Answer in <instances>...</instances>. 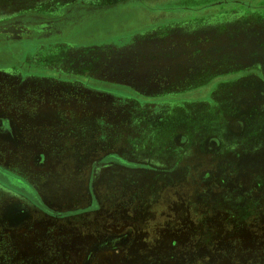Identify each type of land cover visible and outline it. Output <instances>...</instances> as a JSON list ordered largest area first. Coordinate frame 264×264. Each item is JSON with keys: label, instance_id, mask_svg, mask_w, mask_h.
I'll list each match as a JSON object with an SVG mask.
<instances>
[{"label": "rangeland", "instance_id": "rangeland-1", "mask_svg": "<svg viewBox=\"0 0 264 264\" xmlns=\"http://www.w3.org/2000/svg\"><path fill=\"white\" fill-rule=\"evenodd\" d=\"M18 1L22 2L21 8H9L7 15L14 10L65 13L68 4L77 0ZM99 1L117 3L111 11L112 19L104 21L99 15H104V11L82 18L79 21L91 22L93 29L79 35L69 32L70 26L65 27V35L57 37L64 38L60 40L69 50H60V41L48 46L43 42L34 48V53L44 55V64L38 65L39 69L21 71L23 78L33 77L29 80L34 82L32 87L22 83L19 88H12L10 76L0 75V110L10 112L19 121L55 110L49 105H55L57 99L73 105L74 114L68 123L57 124V132L48 134L49 144L28 137L20 150L0 142V164L20 173L26 168L35 169L36 163L43 160L44 154H36L40 149L51 163L45 161V167L53 170L62 158L53 153L63 147L74 148L78 153L92 152L77 154V167L70 166L69 171L63 168L66 177L75 176L81 181L38 184L49 189L46 199L51 203L50 209L64 211L59 212L61 217H54V210L46 214L34 209L26 215L30 224L8 228L0 222V264H264V219L260 225L251 224L246 208L233 204L232 187L237 183L224 186L225 183L221 190L220 185L204 182L208 181L204 177L203 181H186V185L183 181L180 186L179 178L185 174L178 171L174 173L176 181H163L167 193L157 199L161 191V183L154 181L157 174L148 169L134 170L150 161L147 156L153 146L174 138L177 146L196 140L201 148L214 150L223 138L216 136L217 123L225 115L234 117L240 107L241 113L261 119L258 115H264V0ZM184 23L188 24L187 28L180 27L186 30L184 33L201 29L205 34L202 57L183 59L184 68L173 81L162 82L163 87H134L129 78L137 76L135 60L142 55L138 52L147 50L152 54L160 50V44L144 38L176 32L181 35L182 31L174 25ZM91 40L96 42H86ZM84 43L90 46H83ZM49 55L55 57L49 59ZM14 58L22 64L24 55ZM123 67L130 69L129 77L121 72ZM148 70L151 73L146 76L150 78L145 79L156 80L151 78L154 71ZM188 71H193L194 80H180L189 78L188 74H181ZM233 89L244 97H232ZM83 103L90 105L82 109ZM229 118L225 121L229 122ZM54 147L56 151L52 150ZM199 160H204L197 166L203 168V175L218 176L210 156ZM259 161H264L261 156ZM105 162L107 170L98 164ZM70 164L75 166L72 161ZM92 165L99 168L97 174L100 172L101 180L95 186L84 181L83 175L80 177L84 167ZM127 166L135 174L132 181L122 179L127 175L123 171ZM205 168L210 171L205 172ZM108 174L115 181H108ZM0 176L9 178L1 173ZM257 177L249 181L264 180ZM239 182L249 186L248 181ZM90 190L92 194L88 196ZM21 199L0 188V211L7 205L16 204L19 208V204H29ZM163 200L167 206L161 207ZM106 237L113 244L98 250L93 260L86 262L92 244ZM116 239L121 240L123 248H115Z\"/></svg>", "mask_w": 264, "mask_h": 264}, {"label": "flooded vegetation", "instance_id": "flooded-vegetation-1", "mask_svg": "<svg viewBox=\"0 0 264 264\" xmlns=\"http://www.w3.org/2000/svg\"><path fill=\"white\" fill-rule=\"evenodd\" d=\"M21 3L22 2L18 0H0V75L10 76V78L13 80V84H11L12 88L14 85L16 86V88H19L22 83L25 84V86L29 85L30 87H32L31 85L34 82H29V80L33 77L25 76L23 78V72L21 71H23L24 69H26L24 71H27V69L29 71H32L33 67L35 69H39L38 65L41 66L44 64V55H41L40 53H34L36 52L34 48L36 49L39 44L47 42L44 45L48 46V44L52 45V42L60 41V50L64 49L65 51V48L68 49L64 44L65 41L60 40L64 38L59 39L57 37V35H65V27L70 26L68 30L69 32H73L74 35L75 33L79 35L84 31H91L93 29L91 22H80L79 20H81L82 18L85 19L101 11H104V15L99 14L103 18V20H110L112 19L111 11L115 9L114 7L117 5L116 2L110 1L108 3V1L99 0H77L73 1L71 4H68V8L65 9V13H38L33 11L19 12L18 10H14L11 15L6 14L9 8L15 9L18 7L20 9ZM204 23L207 24L206 19L204 20ZM185 24L186 23H184V25L179 24V26L174 25L178 27L180 31H182L180 32L181 35L176 34V32L169 35H147V37L144 38V41H156L158 44H160V47H158L157 50H160L158 52L154 51L152 54H149L147 50L138 52L142 55H138L139 59L135 60L136 70L138 71L136 74L137 76H132L129 78L132 81V85H134V87L138 89H142L145 86H153V88H155L157 85L163 87L162 82L173 81L179 71L184 68L183 59L195 56L202 57L204 53L202 49V43L205 34H202V32H200L201 29H190L188 34H186L184 33L183 29L185 28L184 26H186L187 28L188 24ZM54 36H56L57 38H55ZM86 42L93 43L96 41L91 40ZM171 42L174 44H172ZM84 45L90 46L87 45V43H84L83 46ZM19 54L24 55L22 64H18V62L14 61V57ZM259 55L263 56L262 53ZM48 57L49 59H52L55 57V55H49ZM149 68L154 71V73L152 72L154 76L151 78L156 80L151 79L149 81L148 79H145V77H148L146 75H150L151 73L148 72ZM122 69L123 70L121 72L127 74V76L129 77L130 69L124 67ZM164 73L166 76H164ZM25 74L32 75L31 72H25ZM181 74H188L189 78L183 77L180 80H194L193 78L195 74H193V71H188L186 73L181 72ZM247 79L249 78H246L245 80ZM250 79L254 78L251 77ZM52 90H54V88H52ZM30 91L32 92V90ZM233 91L234 92H231L230 90V95L232 97H234V95L237 97V99L244 97L240 96V94H242L239 93L240 91H237L236 93L234 89ZM70 92L72 91L68 90V93ZM74 98L76 99V97ZM245 98L252 99L248 96H245ZM78 102V104H80V101ZM54 104L55 105H48L50 106V108L55 106V110L52 108L49 111H42L40 115H36L29 119L25 118V121H19L18 117H15L10 112L0 110V142L9 143L10 145L16 147V149L20 150L24 143H26V140H28V137L31 141L38 139L39 141L43 142V145H46L47 143L49 144V140L46 139L49 138L48 134L57 132V130L60 128V126L57 124L61 122V124L68 123L71 120L72 115H74L72 113L73 105L67 104L65 100L57 99V102ZM83 104L84 105L82 106V109H85L84 106L89 107L90 105H88L87 103ZM105 107H108V105H105ZM240 108L241 109H237L238 113L235 114V116L231 119L227 115H225L217 123L216 132L218 135L216 136L219 138L220 134L224 139L222 138L217 148L212 151L201 148L202 144L200 143L199 146V143H197V141L195 140L196 135L193 137V140H195L194 142L184 144L183 146H177L174 143L176 142V139L174 138L172 140V135L169 134L168 138L172 140L171 142H163L162 144H160V146L158 145V147L153 146L152 150L148 152L149 155L147 156V158L150 159L152 163H150V161L146 162L144 163L146 164V166L144 167L138 165V167L134 170L143 171L144 169L145 171L146 169H148L151 170V172L157 174L154 177V181H159L161 183V191L158 192V196H156L157 199L162 198L167 193V190L164 189L165 185H162L163 181H176L177 178L176 176H174V173L178 171L185 174L184 178H179L180 181L178 182L180 183V186L181 182L183 181L186 185V181H203L205 177L208 181L204 182L208 183L209 185L210 183H213L217 187L220 185V189L222 190L225 183L226 184L224 186H227L228 183L233 181L234 183H237V185L232 187L233 195L231 197L233 204L236 205V203H238L237 206L239 209L246 208L245 210L248 211L249 215V223L260 225L259 223L263 222L264 180H249L253 176L256 180V178H258V175L260 176V178L261 176L264 177V161H259L260 156L264 160V158L262 157V153H264V115H258L259 117H261L260 120L252 119L253 115L251 113H249L248 115L243 114L241 113L243 108ZM225 118H229L226 119L229 122H226ZM137 120H140L138 116ZM206 137L208 136L206 135ZM202 140L203 139H201L200 141ZM66 148L68 147H63L60 151L58 150L57 152L53 153L57 154L58 157H62L58 159V161L56 162L57 167L53 170H50L49 167H45L44 163L45 161H47L48 163V158L45 157V153L40 149L36 151V154H44L41 155V159L43 160H40V162L36 161L37 163L35 169L26 168V172L21 171L20 173L17 171L14 172V167L9 168L3 164H0V173L2 175L9 176V180L0 176V188L6 189L8 192H11L14 195L22 198V201H26L31 204L29 205L24 203V206L19 204V208H17L16 204H13V207L8 205L5 208L3 207L2 211H0V222L4 225V227L16 228L25 224H30V222H28V216L26 215H30L34 211V209L42 210L43 213L46 214H52V210H54L57 212L53 214L54 217H61V213L59 214V212L64 211L50 209L52 208L50 206L51 203H49L46 199V192H49V189L44 188L43 186H41L42 189H40L41 187L38 184L39 182L44 183L46 181H81L80 179H76L75 176L66 177V170L63 168L65 167L68 169L70 166H72L73 168L77 167V154L85 155L86 153L87 155H89L90 153H92H88L87 151H85V153H78L74 148ZM52 150L56 151V148L54 147L52 148ZM46 154L48 153L46 152ZM208 156H210V158L214 160L215 165L213 166L217 167L218 169L217 177H211V174L208 173H206V175H203V168L197 167L204 161L203 160L200 162L199 159H205V157L208 158ZM37 158L38 157H35V160H37ZM70 161H72L75 166L70 164ZM48 164L51 163L49 162ZM98 164L101 165V168L103 167V170L105 168L106 170L108 169V162ZM94 166H96V163L94 164ZM96 169L99 170L98 167L95 168L93 167V165L89 166V168L84 167V171L82 174H80V177L81 175H83V177H85L84 181H87L89 183L93 182L95 186V182L101 180L100 172L97 174ZM29 170L31 171L30 173L28 172ZM43 170H49L50 172H44ZM69 170L71 169H68L67 171ZM123 171H125L127 175H124V177L122 176V179L124 181H132L134 177L133 175H135L132 174V168H129L127 166V168H125ZM206 171H210V169L205 168V172ZM166 173H169V176L164 177ZM247 176L248 178H246ZM108 181H115V177H112V175L108 174ZM239 181H248L249 186L246 184L243 185L244 183H240ZM92 191H94V189ZM92 191L90 190L88 193L86 192L88 196L89 193L92 194ZM10 196L12 197L13 195ZM153 198H155V196H153ZM165 203L167 202L163 200L159 205H161V207L167 206L165 205ZM12 209L14 210L13 212L10 211ZM15 210H17L16 213ZM116 240L118 242L115 243V248H123V243H121V240ZM113 242V240H108V237L96 241L94 244H92L90 253L86 255V262L93 260L96 255L95 252H97L98 250H102L103 247H108V245L113 244Z\"/></svg>", "mask_w": 264, "mask_h": 264}]
</instances>
